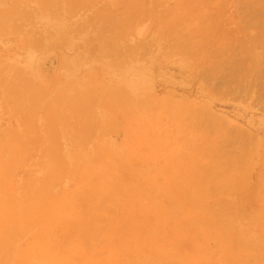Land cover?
I'll return each instance as SVG.
<instances>
[{"label":"rangeland","instance_id":"rangeland-1","mask_svg":"<svg viewBox=\"0 0 264 264\" xmlns=\"http://www.w3.org/2000/svg\"><path fill=\"white\" fill-rule=\"evenodd\" d=\"M56 1L53 6L46 0H0V11L9 8L13 2L15 8L13 17L0 19V86L18 80L28 84L26 95L16 90L8 98L5 96L7 89L0 88L3 97L0 96V162L5 165L0 170V180L6 175L4 172H25L28 179L25 186H29V192H34L41 185L39 177L45 181L54 170V165L53 169L47 165L37 173L34 162L44 161L47 154L44 152L48 150L42 147L36 148L39 152L35 148L29 151L23 149L29 146V141L36 135L47 131L45 128H48V119L55 105L66 108L68 112L75 110L74 116L68 118L70 123L74 120L79 126L91 120L103 123L110 118L113 127L109 129L100 128L101 124H98L82 133L68 134L71 124L64 123L63 132H56L60 138H57L56 133L53 134L63 145L70 144L72 148L60 152L59 156L50 152L49 159L65 158L71 162L69 171L74 172H64L59 180H51V194L46 193L48 198L49 195H60L73 187L85 197L82 175L89 172L87 170H90L89 173H97L99 167H104L108 174L106 179H96L98 183L92 186H97L96 191L93 197H87V203L68 204L61 217L55 219L61 225L59 237L67 239L75 236L81 239V231L84 227L86 229L88 223L93 226L102 223L100 226L105 228L103 232L106 230L104 225L113 224L115 230L110 228L111 236L106 232L108 234L103 237L100 235L103 232L99 234V230H96V236L87 241L88 247L98 249L96 255L99 257L90 258L88 264H99V260L100 264H264V183L261 184V181L264 182V169L261 168L264 165V105L236 92L218 90V93L214 89L206 91L207 87L201 83L204 81L192 76L186 67L179 65L183 56L173 55L172 50L166 55L153 49L138 58H121L117 61L111 52L98 54L95 48L83 46L77 34L68 41L45 48L30 44L27 35L31 30L37 34L39 31L52 34L53 29H58L64 9L63 2L66 0ZM164 1H161L162 6H156V18L160 13L167 14L166 9L169 7L174 9L178 0ZM202 2H194V11L200 10ZM103 8L112 11L118 9L117 0H98L93 7L78 6L71 11L73 18H78L94 12V9ZM186 8L191 11V6ZM2 21H17L19 29H2L6 27L1 25ZM142 28L143 23H131L129 29H133L134 33L131 31L130 35L137 39L143 37ZM261 29L260 21L257 18L253 20L252 16L242 28L238 27L234 33L231 31L227 34L226 39L230 37L227 41L231 43L236 40V36H242L248 38V44H255L254 50L261 53L262 57L253 54L247 61L259 63L261 67L258 70H246L243 74L255 72L258 80L263 83L264 32ZM249 52L252 53V49ZM153 56L154 64L151 63L154 60L150 59ZM229 64L222 61L218 68L228 67ZM5 66L11 69V82H8L9 76L3 70ZM38 89L47 91L48 96L39 97ZM22 94L28 98L27 103L22 102ZM152 95L160 100V105L153 112L149 104ZM167 99L205 103L224 120L232 121L256 134L258 141L250 145L253 156L248 159L247 156L233 157L230 151L231 157H227L226 161L236 166L234 170L226 172L216 166L218 162L215 168H209V155L204 151L201 154L193 153L197 149L194 144L196 141H187L192 133L183 138L177 132V129L180 132L186 130L187 119L174 115L170 117L172 113L168 115L169 112L163 109L161 103ZM170 103L172 101L166 105ZM9 108L16 112L10 113ZM158 108L164 112L160 118L156 113ZM17 110L19 116L16 115ZM117 120L118 127L114 126ZM15 128H19V131L24 129L23 137L17 136L18 130L15 133ZM219 128H223V125ZM64 134L66 137L63 140L61 136ZM80 138L83 139L82 143ZM100 150L107 156L103 157ZM36 151V154L41 152L40 157L34 154ZM43 153L44 159L41 156ZM89 155L97 158L92 163H85L84 159ZM19 157L28 160L22 165H16L14 158ZM36 158L39 159L36 161ZM86 164L91 169L83 171L82 167L85 165L86 168ZM5 187L0 184V228ZM74 219V224L69 225ZM38 225L20 235L16 233L15 226L9 250L12 256L18 258L29 240V234L34 230L40 231L41 225ZM2 238L3 234L0 233V243ZM91 240L94 246L90 244ZM117 242L121 249L116 247ZM2 247L0 245V251L3 252ZM57 248L54 246L42 252H32L18 264H51L54 254L64 249L63 245L58 249L59 252ZM115 249L119 252L116 253ZM108 250L114 252L115 256L118 254L117 258L107 255ZM57 257L62 259L61 254ZM77 258L75 262L68 259H62L65 263L59 259L56 261L58 264H81L82 259L79 261Z\"/></svg>","mask_w":264,"mask_h":264},{"label":"bare ground","instance_id":"bare-ground-1","mask_svg":"<svg viewBox=\"0 0 264 264\" xmlns=\"http://www.w3.org/2000/svg\"><path fill=\"white\" fill-rule=\"evenodd\" d=\"M46 1L48 4L51 3L53 6L57 3L56 0ZM161 1L164 0H117L118 9L114 11L110 9L104 10V8L102 10L94 9V12L85 14L83 17L73 18V13L71 11L73 8L78 6L93 7L94 5H97L98 0H66L63 2L64 9L62 17L60 18L58 16L61 19L58 24V29H53L52 34L43 31H39L40 33L37 34L34 30H31L30 34L27 35L29 36L27 38V42L45 48L50 45L54 46L55 44L64 40L68 41L72 39L74 34H77L79 35L77 38L80 39V42L83 46L88 49L95 48L98 54H101L102 52H111L112 54H115L114 57L117 58V61H120L123 58L135 59L141 55H144L145 52L151 51L153 49H156L157 52L166 55L170 54V51L172 50L173 55L181 54L183 56V60L179 62V65L186 67V70H188V73H190L192 76L200 78L204 81L201 83L203 86L207 87L206 91L214 89V91L218 93L219 91L236 92L237 94L240 93L242 96L250 98L251 101L264 105V81L261 83L256 77L255 72H253V74H243L246 70H258L261 67L259 63L247 61L253 54L262 57L261 53H258L256 50H254V43H251V45L248 44V38L246 37L236 36V40H232L231 43L227 41L230 37L226 39L227 34L229 35L231 31L234 33L238 27L242 28L247 19L252 16L253 20H256L257 18V20L260 21V24H262L261 31L264 32V0H224L223 2L218 0H204L206 2H202L203 0H199L202 3L201 8L198 11H194V8L192 7L196 0H178L175 3L176 7L174 9L169 7L166 9L167 14L160 13V16L156 18V16H154L156 6H162ZM189 1L193 2L188 3ZM163 4H165V1ZM186 6H191V11L187 10L188 8H186ZM14 11L15 8L13 2L9 8L0 11V19L6 20L10 18V16L13 17L12 15ZM67 14L69 16H66ZM21 15L22 14H20V18ZM56 15L59 14L57 13ZM131 23H143V28L141 29V31H143V37L137 39L136 36L130 35L131 31L134 33L133 29H129ZM1 25L6 26L2 27V29L5 30L19 29L18 26H20L17 21H2ZM83 31L84 33L80 34ZM21 40L23 41V39ZM107 46L110 48L108 49ZM235 47H237V51ZM250 49H252V53L249 52ZM154 58V56L151 57V61H153ZM222 61L230 63L229 66H222L221 69H219V63ZM157 62L158 61H156V63ZM151 63L154 64L155 60ZM3 70H5V73L9 76L8 82H11L10 67L5 66ZM29 85L31 84L29 83ZM27 86L28 84L26 82L18 80L15 83L3 84L0 86V88L3 90L7 89L5 96L8 98V96L12 95V92L14 93L16 90L25 94ZM38 90L39 97L41 95L45 97L46 95L48 96L47 91H41V89ZM9 91L11 92L9 93ZM0 96L2 97L1 93ZM152 96L149 99V104L152 106L150 110L151 112L157 108L156 106L160 105V100ZM2 101L5 102L4 99ZM170 101H172V103H170L169 106L166 105V103ZM22 102H28V98H26L23 94ZM52 103L55 102L52 101ZM161 104L163 109H166V111L169 112V114L167 113L168 115H171L170 113H172L170 117L181 116L184 117L183 119H187L185 122L186 125L184 124L186 126V130L184 131L183 128L184 132H180V130L177 129V132H179L183 138L190 136L189 133H192V137L190 136L191 139L188 138L187 141H196L194 144L196 145L197 149H195L193 153L201 154L204 151L206 155H209L211 159V165L209 168L211 166L215 168V164L218 162V165L216 166L221 167L224 171L230 172L231 170H234V167L236 166L228 164L226 161L227 157H231L230 151L233 153V157L237 155L247 156L248 159L249 157L253 156V153L251 152L252 147L250 145L255 144L259 137L243 126L236 125L232 121H228L226 119L224 120L221 115L210 110V108L206 106L205 103H191L188 101V99H181L180 102L167 99L163 100ZM0 106H2V104H0ZM10 108V113L13 114L16 112L15 109ZM158 109L159 110L158 112L156 111V113L158 114V118H160V115L164 116V112L161 111L160 108ZM73 111L75 110L68 112L66 108L61 107L60 105H55V107L52 108V112L50 113V119H48V126H46L48 128H45L44 126L49 134L47 131L44 133H39L32 139V141H29L31 142L29 143V146H25L23 149L29 151L33 148L40 149V147H42L41 149L48 150L47 152H44L47 153L46 156L44 153L41 155L42 157H46L44 161L41 160L39 162H34L37 166V173L41 172V170H43L47 165H50L52 167L51 169H53L54 165V170L47 175L46 180H43L44 182L42 181V178L39 177L41 179V185L36 191L29 192V186H25L26 182L28 181V179H26L27 176L25 172L22 174H18L17 172L8 174L4 172L6 175H3V179L0 180V184H4L6 186L4 196L2 197L4 200L1 204V208H3V219L1 221L2 227L0 228V233L3 234V238L0 245H3V252L0 251V264H18L23 258H27L30 253L42 252L44 250L54 248V246H58L57 251L59 252L60 250L58 249H61L62 245L64 249H61L62 252L54 254V257L50 261L51 264L53 262L54 264H58L56 259H59L60 261H63L62 259H68L69 261L75 262L77 261L75 260L76 257L80 258H77L79 261L82 259L83 264H88L90 258L93 259L98 257V255H96L98 254L96 252L98 249L93 250L92 247H88L89 244H87V241L96 236V230H99L97 231L99 234L100 231L103 232L102 229L105 228H102V225L100 226L102 223H97L99 227H97V224L95 226L90 225L89 223L88 225L86 224V229L84 227L81 231V235L83 236L81 239L79 237L75 238V236L62 239L59 237L58 233L61 225H59V222L55 219L61 217V214L64 212L68 204L73 205L76 202L79 203L83 201L87 203V197H93L97 186L93 188L92 186L98 183L96 179H106V176H108L105 168L99 167V171L97 173H95V171L89 173L90 170L87 169H91L90 165L86 164V168L85 165L82 167L83 171L85 169L89 171L84 173L81 177V180L85 182L82 186V191H85L86 193L85 197H82V195H80V191L74 187L66 191L64 190V192H62L60 195H54L51 197L49 195V198L47 196L48 193L51 194V190L49 191V189H51L50 185L52 184L51 180H59L60 175L64 172H67V174L74 172L73 170L69 171L68 168L71 162L66 161L65 158L55 157L49 159L50 152H52L54 156H59L60 152L64 153L67 152V150L69 151L70 147L72 148V145L70 144L69 146L63 145L62 142L57 139L60 138V136L56 132L59 130L62 131L64 129V123L66 125L70 123V119L68 117L74 116L75 113ZM16 115L19 116L18 110ZM24 116L26 115L24 114ZM17 119L18 118L15 116L16 121ZM70 124L71 126L68 134L73 132L79 134V132L82 133L84 131H88L98 124H101L100 128L103 129H109L113 127L112 123L110 122V118L105 120L103 123H94L91 120L86 124L79 126L80 124L78 122H74L73 120V122ZM118 124L119 122L117 120L116 123H114V126L118 127ZM220 125H223V128H219ZM25 127H30V125H25ZM216 127H218V129H216ZM24 129H20L19 131V128H15L14 132L16 133V130H18L17 136L21 137L22 135L23 137ZM43 130L44 129L41 131ZM55 133L57 138H54L53 136ZM65 134L67 133L65 132ZM65 134L61 136L63 140L66 137ZM82 140L83 139L80 138L81 143ZM27 142L28 141L23 143ZM49 149L51 151H49ZM36 150L38 151V149ZM37 151L34 154H36ZM40 154H36L37 157H40ZM100 154H102L103 157L107 156L104 154L103 150H100ZM100 157L101 156H99V158ZM96 158L97 157H92L89 155L85 157L84 162L92 163V161H94ZM124 158L127 157L124 156ZM38 159L39 158H36V161ZM107 159H109V157H107ZM14 160L16 165L17 163L22 165L26 163L28 159L26 157H19L14 158ZM102 165L105 166L106 164ZM2 166L5 168L4 163L1 164L0 162V170L2 169ZM261 168L264 169V165H262ZM42 173L41 175L43 177ZM73 175H75V173ZM15 178L16 180L13 181L12 179ZM263 183L264 182L261 181V184ZM73 195H75V197H73ZM44 196H47V198L43 199ZM86 206L87 205L84 207ZM74 221L75 219L72 220L69 225H73ZM119 221L121 222V220ZM37 223L41 225L40 231L36 232L34 230L29 234V240L27 241L25 248L20 252V257L18 256L17 258L16 255L15 257L12 256L9 250L13 241V232L16 231L15 226L17 227L16 233L20 235L26 231L32 230L34 225H38ZM110 225L111 224L109 223L104 225V227L106 226V230L115 228L113 224L112 225L114 227L112 225L111 227ZM111 229L109 231L105 230L103 232L104 234L101 233L100 235L103 236L109 232H112ZM5 232H7L6 235H4ZM111 238L112 237H110V239ZM78 239H80V241H78ZM92 240L90 241V244L93 245ZM96 240L97 239H95V241ZM120 240L119 243L122 241ZM118 246L119 244L117 242L116 247ZM116 250L117 249H115V251ZM118 252L119 251H116V253ZM59 254L62 255V259L57 257ZM110 254H114V252L112 253V251H109V254L107 255L113 259L117 258L116 256L118 254H116V256L115 254L113 256Z\"/></svg>","mask_w":264,"mask_h":264}]
</instances>
